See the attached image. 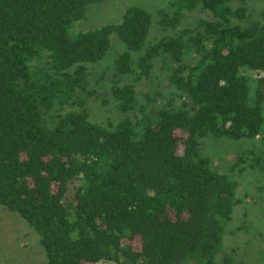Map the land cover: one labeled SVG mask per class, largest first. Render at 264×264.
Returning a JSON list of instances; mask_svg holds the SVG:
<instances>
[{"label":"trees","instance_id":"1","mask_svg":"<svg viewBox=\"0 0 264 264\" xmlns=\"http://www.w3.org/2000/svg\"><path fill=\"white\" fill-rule=\"evenodd\" d=\"M100 1L0 0V205L38 234L43 264H217L236 183L199 153L198 140L261 134L264 26L231 24L243 9L226 0H170L151 43L150 15L135 5L117 23L70 34ZM195 8L213 20L186 36L180 23ZM111 34L126 49L116 72L145 76L163 57L180 104L138 106L140 119L110 129L82 111L59 112ZM112 92L134 114L132 86Z\"/></svg>","mask_w":264,"mask_h":264},{"label":"rangeland","instance_id":"2","mask_svg":"<svg viewBox=\"0 0 264 264\" xmlns=\"http://www.w3.org/2000/svg\"><path fill=\"white\" fill-rule=\"evenodd\" d=\"M170 0H101L86 7L84 16L68 29L70 34L99 28L120 21L125 8L131 5L143 8L151 18L145 43L159 38V13ZM232 8L243 9L242 19L231 18V24L245 27L256 23L264 26V0H226ZM201 20H213L207 10L195 8L184 13L180 28L185 35L199 29ZM126 51L115 34L110 35V46L103 58L94 64L84 65L85 83L74 87L69 101L59 111H82L87 120L106 128L128 117L131 123L140 119L139 107L147 106L152 112L178 105L181 99L169 81L171 64L163 57L152 60L148 73L120 75L116 61ZM131 59L136 53L129 52ZM47 61L43 57L41 65ZM193 63V57L185 58ZM74 69H70V72ZM253 82L261 73L245 70ZM117 84L132 86L136 111L123 112L116 104L112 87ZM262 132L254 138L229 139L204 136L198 140V150L209 158L213 168L236 183L237 203L221 236L220 248L215 255L217 264H264V83L261 85ZM139 106V107H138ZM44 250L38 234L16 212L0 205V264H43ZM103 264V263H99Z\"/></svg>","mask_w":264,"mask_h":264}]
</instances>
